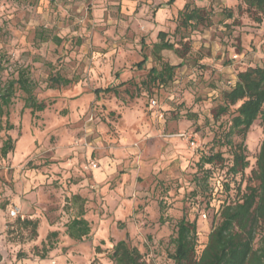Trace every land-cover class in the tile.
I'll use <instances>...</instances> for the list:
<instances>
[{
	"label": "rangeland",
	"instance_id": "1",
	"mask_svg": "<svg viewBox=\"0 0 264 264\" xmlns=\"http://www.w3.org/2000/svg\"><path fill=\"white\" fill-rule=\"evenodd\" d=\"M195 7L204 20L181 25V12ZM160 31L188 51H162L177 65L173 79L145 88L149 70L161 67L153 53ZM0 53V79L28 67L47 104L33 116L18 91L0 116L15 125L0 132V147L7 135L15 142L0 153V264H115L109 254L122 239L148 264H174L182 217L196 220L200 253L223 202L256 184L264 122L249 130V166L233 180V111L217 114L238 72L264 65V21L242 0H1ZM55 75L73 82L50 87ZM108 86L119 93L103 92ZM214 153L223 160L202 166ZM82 210L91 232L77 240L67 223ZM19 218L36 221L37 233Z\"/></svg>",
	"mask_w": 264,
	"mask_h": 264
},
{
	"label": "trees",
	"instance_id": "2",
	"mask_svg": "<svg viewBox=\"0 0 264 264\" xmlns=\"http://www.w3.org/2000/svg\"><path fill=\"white\" fill-rule=\"evenodd\" d=\"M1 1V0H0ZM54 1V0H53ZM246 5L248 15L257 23L264 21V0H242ZM185 8L184 10H186ZM203 9L195 7L191 11L181 12V25L189 26L193 21H203ZM232 16V15H229ZM160 39L153 46L156 59L161 60V67L154 65L147 74V80L143 81L145 88L151 84L163 85L173 79L177 65L164 62L162 51L174 50L181 58L185 57L188 49L181 51L176 44L168 39L165 31L158 34ZM55 41H59L54 37ZM5 55L0 53V70H4ZM147 57L138 63L143 68ZM182 64V63H180ZM50 87L59 85L67 86L73 79L55 75L49 77ZM37 83L32 79L28 67H19L16 77L7 80L0 79V116H7V109L13 104L18 91L23 93L24 108H29L33 116L47 108L43 100H39L35 91ZM105 93L118 94V88L108 86L102 90ZM234 108V109H232ZM233 111L231 125L227 132V141L231 147L232 165L228 168L226 176L234 180L249 166L246 136L254 122L261 119L264 122V65L249 66L239 71L236 81L222 94V103L217 111L223 115ZM15 125L7 117L5 124L0 121L2 130H13ZM241 138L235 142L233 136ZM15 148V142L11 135H7L0 147V153L6 157ZM217 160H223L222 153L202 155V166L214 164ZM257 169L254 171L256 184L249 185L240 199L224 201L219 210V221L212 226L208 236V242L200 253L198 246V225L196 220L190 221L182 217L177 223L174 249L170 258L174 264H264V142L256 160ZM210 171H208V174ZM208 176V175H207ZM228 178V177H227ZM225 186L232 189L231 182L226 179ZM72 200H81L79 195H74ZM19 221L22 219H18ZM23 223L30 225L37 233L38 223L32 219H23ZM91 225L84 217L83 210L67 223V234L77 240H83L90 235ZM52 234L57 235V232ZM53 249L50 245L42 258ZM109 257L115 264H148L143 253L126 240H119L113 247Z\"/></svg>",
	"mask_w": 264,
	"mask_h": 264
},
{
	"label": "built area",
	"instance_id": "3",
	"mask_svg": "<svg viewBox=\"0 0 264 264\" xmlns=\"http://www.w3.org/2000/svg\"><path fill=\"white\" fill-rule=\"evenodd\" d=\"M153 103H156V101H153ZM11 214H12V215H16V214H17V211L13 209V210L11 211ZM203 216L206 218V214H205V213L203 214Z\"/></svg>",
	"mask_w": 264,
	"mask_h": 264
}]
</instances>
